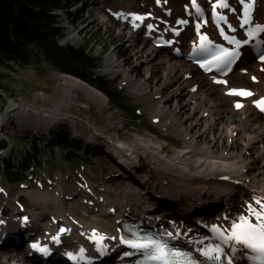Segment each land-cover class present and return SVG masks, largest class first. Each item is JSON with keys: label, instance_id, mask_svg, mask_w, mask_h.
<instances>
[{"label": "bare ground", "instance_id": "obj_1", "mask_svg": "<svg viewBox=\"0 0 264 264\" xmlns=\"http://www.w3.org/2000/svg\"><path fill=\"white\" fill-rule=\"evenodd\" d=\"M186 1L170 0V6L176 10L178 5ZM117 6H124V3L117 1ZM94 7L97 11L101 10L99 4ZM89 8L88 3L84 4L79 15L87 12ZM80 16H77L76 20H79ZM258 19L264 22L263 0L262 8L258 11ZM66 27L68 37L65 42L76 43L75 35L80 33L77 27L71 22H68ZM126 35L129 41L134 38ZM188 37V33L183 36L184 39ZM117 63L115 55L108 56L104 71L113 76L122 74L125 82L135 83L133 90L138 96L137 99L142 100L161 94L163 85L170 82L167 79L160 88L154 89L150 87L147 80L135 81L134 78L128 77L129 72L115 68ZM159 65L165 68L167 74L179 73L181 76L176 81L175 91L165 96H158V102L151 101L152 103H149L145 110L153 115L152 118L159 122L165 133H176L183 138V147L181 149L167 148L163 141L154 136L142 137L139 134L126 140L117 139V136L113 135L115 133L113 129L105 135L99 126L86 122L91 129L92 145L105 146L112 159L115 158L120 163V171H124V174L129 177L128 180L132 182L130 185H122L125 192H122L120 182L115 186L106 185L102 193L89 188L85 193L86 197L82 196L83 192L79 190L77 184L72 190L74 194L72 200L67 203L61 200V189L58 188L59 185L56 186L54 193L51 191L53 197L50 195L46 199L47 202L50 200L54 202L53 210L46 205V208H40L32 214L38 231L50 234L55 231L57 224H63L69 229L66 240L70 243L78 244L85 238L103 234L109 242L117 245L120 238L118 222L123 215L134 216L142 212L153 220H164L167 215L172 214L192 221L205 217L209 218L210 224L220 225L236 205L247 211H249V205L260 210V205L256 201L260 200L264 203V122L260 121L264 117L255 112L250 105L239 112L234 111L232 107L234 100L224 96V92L228 89L220 87L218 91L217 88L210 86L208 80L200 77L190 65L183 67L180 62L173 64L169 56L161 57ZM245 65L254 69L251 57L247 58ZM146 71L150 74L149 67ZM259 76L260 82L251 87L261 97L264 96V76ZM187 77L192 78L188 80ZM233 78L237 82L235 87H241L244 78L240 71L232 73L230 80ZM195 85H199L198 92L192 94L190 89ZM60 89L62 96L55 100L53 107L50 108L29 105L23 101L12 102L8 111L0 116L1 133L26 135L39 127L37 132L41 133V137L49 138L46 132H49L51 127L56 129L53 127L56 125L54 123L64 117L69 118V125L78 132L83 125L82 122L78 123L77 117L80 118V116L76 113L69 114L68 111L74 100L78 99L79 94L84 95L99 110H105L108 107L107 98L97 89L74 78L61 76ZM37 97L40 98V95ZM179 97L183 102L181 107L166 106L170 99L176 100ZM192 98L197 100V104L192 105L194 104L191 101ZM16 106L24 108L33 106L35 114L27 113L28 111L23 109L18 121V130L13 131L10 128L11 121L8 115ZM47 119L51 120L46 121ZM203 120L206 129L210 130L219 126L222 132L228 135L222 152H216V138L212 142L204 140L199 142V138L190 133L191 128L182 127L185 122H191L192 127L196 128ZM37 132L34 133L38 134ZM101 134H104L105 138H102ZM238 142L240 146H237ZM146 190H148L147 194L143 197ZM11 191L13 194L16 192V190ZM110 191L114 192V196L109 195ZM19 194L20 192L15 193L16 196ZM28 195L33 200L38 196L33 193ZM121 195L123 200L120 198ZM100 198H104V201ZM76 199L81 205L75 202ZM159 199L164 201L170 199L172 203L164 204L155 213L148 212L150 204L158 202ZM88 200L96 204L98 202L97 206H90L91 204L87 203ZM6 207H11L12 212H16L15 204L7 200V193L0 198V215ZM206 208L210 209V213L204 215L200 211ZM7 263L33 264L31 258L22 253H17L12 261Z\"/></svg>", "mask_w": 264, "mask_h": 264}, {"label": "rangeland", "instance_id": "obj_2", "mask_svg": "<svg viewBox=\"0 0 264 264\" xmlns=\"http://www.w3.org/2000/svg\"><path fill=\"white\" fill-rule=\"evenodd\" d=\"M105 1L107 0L64 1L65 7L59 13L58 17L59 26L64 29L66 38L68 37V29L66 27L68 22L73 23L80 32L79 35H75V37H77L76 43L68 41L66 45L74 46L75 48L86 47L88 52L100 58L102 60V66L100 70L96 72V75L101 77L104 76L112 82L118 81L116 88L121 82H124V76L122 74L113 76L104 71L107 57L110 55L116 56L118 63L117 66L115 65V68L117 67V69L119 68L129 72L127 75L134 78L135 81L147 80L150 87L154 89L160 88L167 79L171 81L174 80L173 75L167 74L165 68L159 65L160 58L169 54L163 51H157V57H154L155 54L153 52L151 54L148 44L139 36H133L134 38L129 41L124 28H121L113 19L103 15L100 9L97 11L96 7H94L98 6V3L103 5ZM116 1H122L126 5H132L131 7L133 8H141L144 5L152 4V0H108L107 3L109 2V5L116 6ZM86 3L89 4L90 8L80 16L79 12L83 10L84 4ZM77 16H80L79 20H76ZM176 62H180L183 67L189 66L182 61ZM148 67L150 69V74H147L146 71ZM177 74L179 76L177 80H179L181 74ZM0 75L4 76L2 82L8 87L5 91L0 90V116L8 111V107L12 102L18 103L23 101L29 105L50 108L53 107V102L62 96L60 77L63 75L51 68L44 59H39L37 63L28 67H18L12 61L0 63ZM243 78L244 83L249 85L248 78L245 76ZM231 81L234 83L231 82L232 85H237L234 78L231 79ZM176 83L163 85L164 88H162L161 94L147 97L142 100L137 99L138 96L133 94L132 90L126 86L117 88L126 98V105L128 108H132V111L135 112L136 118L134 120L128 118L119 109L114 108L109 99H107L109 103L108 107L105 110H99L97 106L90 102L84 95L79 94L78 99L74 100L68 111L69 114L76 113L80 116V118L77 117L79 120L78 123L82 122L83 125L81 130L77 132L78 135L74 136L69 133L71 129L74 130L69 125L70 123H68L69 118L64 117L62 120L55 123L57 125L55 128L58 133H51L48 136L51 139L50 142H45L44 140L38 141L39 150L41 152L38 157L40 163L36 162V166L33 165L35 160L29 163L33 166L30 171H27L23 175L22 184L10 185L8 183L10 182L9 179L1 178L6 177L5 172L7 169L5 164L9 158L13 157V159H10L12 164L16 167L24 166L29 156H33L34 149L32 144L37 140H31V138H26L22 135L1 133L0 131V143L6 142L7 145L5 146L8 147L5 151H3L4 147H0V169H5L3 172L0 170V174L2 175L0 177V185L7 192H10L12 189L14 191L16 190V192H20L18 196L15 195L16 192L14 194L11 192L12 195L9 199L11 201L13 200V203H16L18 198H22L20 202L21 207L24 208V213L31 216V220L33 221L32 214L39 211L40 208H46L47 205L50 210H53L54 202H52V200L47 202L46 199L47 196L50 195L53 197L52 193H54L53 191L56 186L59 185L58 188L61 189V200L64 203L68 202V198L74 195L72 190L75 187V179L78 175L88 179L91 182V186L100 192H103L105 186L108 184L115 186L120 182V186H124V184L130 185L132 181L128 180L129 177L124 174V171H120V163L115 158L112 159L111 155L104 147L101 145L93 146L86 144V142H88L87 139L90 138L91 135V129L86 125V122L89 121L90 123L96 124L105 134H108L109 130L113 129L115 131L113 135L117 136V139L123 138V140H126L134 137L136 134L142 137L154 136V138L163 141L167 145V148L173 147L181 149L184 145V139L179 137L176 133H165L160 124L153 121V115L145 110L149 103L158 102V96H165L175 91ZM133 86L135 87L136 85L133 84ZM39 95L40 98L37 97ZM192 99L191 101L194 103L192 105L197 104V100L194 98ZM182 103L181 97L176 100L172 98L166 106L181 107ZM23 109L27 110V113L32 115L35 114V108L33 106L27 108L19 106L14 107L10 110L8 115L11 121V130H18V121ZM50 120L51 119H47L46 121ZM43 121L44 120H42V122ZM260 121L263 123L264 119L261 118ZM203 122L204 120L199 123L196 128L192 127L191 122H185L182 127L191 128L189 130L191 131L190 133L196 135L199 138V142H202V140L212 142L213 139L216 138V152H222L223 145L226 143L228 135L222 132L219 126L212 128L213 130L206 129ZM75 131L76 130H74V132ZM68 144L73 146L71 148H66L65 145ZM237 146H240V143ZM74 150H80L81 158L77 159L71 155ZM11 152H13V156L9 155ZM67 155H71L70 158H67ZM12 177L13 175L10 176V178ZM84 185H82V187H85ZM123 186L121 190L125 192ZM30 193L38 195L34 197L35 200L28 195ZM109 195L114 196V192L110 191ZM143 197H145V195H143ZM120 198L123 200L122 195ZM75 202L81 205L78 199H76ZM155 203L161 208L164 204H170L172 201L170 199L165 201L161 199ZM89 204H91L90 206L94 205V207L96 205L92 201H89ZM2 213L4 216L11 214V207H6ZM33 228H36V226H33ZM10 251L11 249L0 250V264H11L7 263V261L11 262L14 255L17 253H10Z\"/></svg>", "mask_w": 264, "mask_h": 264}, {"label": "trees", "instance_id": "obj_3", "mask_svg": "<svg viewBox=\"0 0 264 264\" xmlns=\"http://www.w3.org/2000/svg\"><path fill=\"white\" fill-rule=\"evenodd\" d=\"M64 1L0 0V63L12 61L18 67H28L44 59L58 73L96 87L114 108L134 120L135 113L125 105L114 84L95 74L101 60L87 53L86 48L60 46L63 30L52 14L64 8ZM3 77L0 75V90L5 91L8 87ZM10 172L8 168L5 175L11 183L20 182V177Z\"/></svg>", "mask_w": 264, "mask_h": 264}, {"label": "snow or ice", "instance_id": "obj_4", "mask_svg": "<svg viewBox=\"0 0 264 264\" xmlns=\"http://www.w3.org/2000/svg\"><path fill=\"white\" fill-rule=\"evenodd\" d=\"M240 2L241 4H245V0H240ZM193 3H195V0H193ZM254 3L255 0H250L246 6L247 9L250 10L254 6ZM219 6L228 7L227 3H224V0H220ZM245 15L248 16L249 12L246 11ZM221 19H223V17H221ZM249 22V19H245L244 21L245 24H248ZM257 27L259 29L260 26ZM225 39H228L230 43L235 44L237 49L240 47V41L230 39L227 36H225ZM209 43L211 42L209 41ZM239 55V51L221 48L219 54L214 56L213 59L230 64ZM261 59H264V55L261 56ZM240 94L246 95L250 93L241 92ZM239 106L240 105H237V107ZM256 203L260 205V210L253 208L252 205L248 206L249 212L252 217H255L256 222L253 223L249 215L239 216L231 224V235L228 236V239L234 240L237 244L244 245L247 249L258 253L261 259V264H264V203L260 200H257ZM27 219V217H24L25 222ZM0 223H3V221H0ZM214 231L219 232L220 229L214 228ZM168 235L170 236L171 233H168ZM54 239L58 242V237H54ZM102 239L103 237H101V240ZM124 243L133 249L146 253L149 260L157 261L158 264H181L182 258L187 257V253L172 249L165 241L157 240L152 236H141L136 237L135 239H127L124 240ZM32 247L45 254L49 251L47 247H42L38 242L32 244ZM222 251L223 250L219 247L209 248L203 251V255L211 260H220V253H222ZM126 255H131V253H127ZM188 264H196V262L189 259ZM229 264H231V260H229Z\"/></svg>", "mask_w": 264, "mask_h": 264}, {"label": "water", "instance_id": "obj_5", "mask_svg": "<svg viewBox=\"0 0 264 264\" xmlns=\"http://www.w3.org/2000/svg\"><path fill=\"white\" fill-rule=\"evenodd\" d=\"M54 16V15H53Z\"/></svg>", "mask_w": 264, "mask_h": 264}]
</instances>
